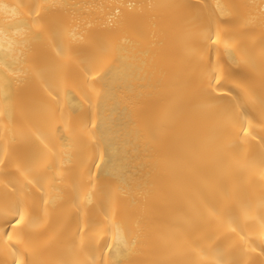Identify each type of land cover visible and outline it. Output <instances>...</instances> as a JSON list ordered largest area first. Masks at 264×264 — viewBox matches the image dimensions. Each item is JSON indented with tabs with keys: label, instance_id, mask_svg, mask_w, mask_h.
<instances>
[{
	"label": "bare ground",
	"instance_id": "obj_1",
	"mask_svg": "<svg viewBox=\"0 0 264 264\" xmlns=\"http://www.w3.org/2000/svg\"><path fill=\"white\" fill-rule=\"evenodd\" d=\"M0 264H264V0H0Z\"/></svg>",
	"mask_w": 264,
	"mask_h": 264
}]
</instances>
